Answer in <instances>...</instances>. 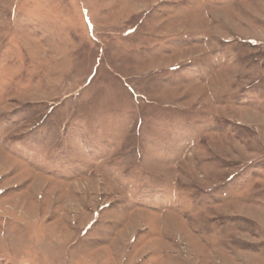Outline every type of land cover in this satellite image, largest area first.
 Listing matches in <instances>:
<instances>
[{
    "label": "rangeland",
    "instance_id": "obj_1",
    "mask_svg": "<svg viewBox=\"0 0 264 264\" xmlns=\"http://www.w3.org/2000/svg\"><path fill=\"white\" fill-rule=\"evenodd\" d=\"M0 264H264V0H0Z\"/></svg>",
    "mask_w": 264,
    "mask_h": 264
}]
</instances>
